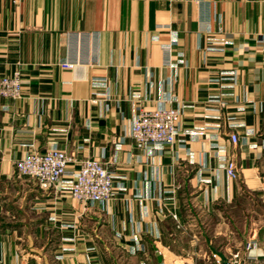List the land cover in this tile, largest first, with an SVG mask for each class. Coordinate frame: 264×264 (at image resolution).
<instances>
[{
  "label": "crops",
  "instance_id": "1",
  "mask_svg": "<svg viewBox=\"0 0 264 264\" xmlns=\"http://www.w3.org/2000/svg\"><path fill=\"white\" fill-rule=\"evenodd\" d=\"M17 70L23 96L0 97V263L264 259V0H0V78ZM136 102L183 107L172 147L137 145ZM54 146L105 161L115 195L85 207L17 175Z\"/></svg>",
  "mask_w": 264,
  "mask_h": 264
},
{
  "label": "built area",
  "instance_id": "2",
  "mask_svg": "<svg viewBox=\"0 0 264 264\" xmlns=\"http://www.w3.org/2000/svg\"><path fill=\"white\" fill-rule=\"evenodd\" d=\"M167 60H170L169 51ZM62 65L71 67L73 63L64 62ZM22 96L23 78L19 70L0 78V97L19 99ZM182 113V106L174 107L161 104L148 108L143 103L136 102L134 103L130 134L139 147L148 151L155 149L162 151L172 147L178 141L181 133ZM230 139L236 143L238 141L237 134L230 133ZM74 163H78V167H72L71 164ZM224 167L228 175L233 178L238 177L237 165L233 157L227 158ZM16 168L18 176L35 178L44 190L56 188L61 182L65 183L66 189L72 197L85 207L94 204L103 205L116 192L114 185L116 174L105 161L94 157H85L77 161L73 153H68L65 149L57 146L44 152L26 153L16 161ZM256 244V239L249 242V246ZM213 257L214 264H264V259L240 249L230 251L225 259L217 253H214Z\"/></svg>",
  "mask_w": 264,
  "mask_h": 264
},
{
  "label": "rangeland",
  "instance_id": "3",
  "mask_svg": "<svg viewBox=\"0 0 264 264\" xmlns=\"http://www.w3.org/2000/svg\"><path fill=\"white\" fill-rule=\"evenodd\" d=\"M4 264V263H3Z\"/></svg>",
  "mask_w": 264,
  "mask_h": 264
}]
</instances>
